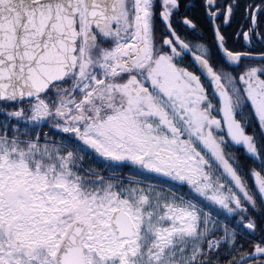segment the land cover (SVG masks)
I'll use <instances>...</instances> for the list:
<instances>
[{
	"label": "snow or ice",
	"instance_id": "1",
	"mask_svg": "<svg viewBox=\"0 0 264 264\" xmlns=\"http://www.w3.org/2000/svg\"><path fill=\"white\" fill-rule=\"evenodd\" d=\"M0 264H264V0H0Z\"/></svg>",
	"mask_w": 264,
	"mask_h": 264
}]
</instances>
